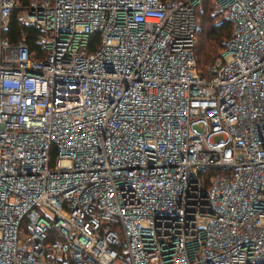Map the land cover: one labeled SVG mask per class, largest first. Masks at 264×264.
Segmentation results:
<instances>
[{
	"label": "built area",
	"instance_id": "2783aa9c",
	"mask_svg": "<svg viewBox=\"0 0 264 264\" xmlns=\"http://www.w3.org/2000/svg\"><path fill=\"white\" fill-rule=\"evenodd\" d=\"M197 1L0 0V264H264V0L203 75Z\"/></svg>",
	"mask_w": 264,
	"mask_h": 264
},
{
	"label": "trees",
	"instance_id": "16d2710c",
	"mask_svg": "<svg viewBox=\"0 0 264 264\" xmlns=\"http://www.w3.org/2000/svg\"><path fill=\"white\" fill-rule=\"evenodd\" d=\"M19 3H23L24 0H17ZM194 14L199 20V36L195 44H193V57L196 67L201 75L204 74L203 65L207 64L212 57V53L218 52L223 47V41L228 36L230 30V24L223 17H220L218 21H214L215 12H210L212 9V0H198L194 4ZM198 28V24H197ZM33 27L24 24H19L16 19L14 11L11 12L5 28L1 31V35L8 41H15L20 37H23L24 42L30 49L38 50V46L33 41ZM96 33L90 35L93 39ZM197 35V29L195 32V38ZM214 57V56H213ZM214 57V58H215ZM213 58V59H214ZM212 61V60H211ZM203 68V69H201ZM216 168H203L198 169L197 173L202 175L203 186L208 184V176L214 172Z\"/></svg>",
	"mask_w": 264,
	"mask_h": 264
},
{
	"label": "rangeland",
	"instance_id": "374dc122",
	"mask_svg": "<svg viewBox=\"0 0 264 264\" xmlns=\"http://www.w3.org/2000/svg\"><path fill=\"white\" fill-rule=\"evenodd\" d=\"M14 12H15V14H16V16H17V11L16 10H13ZM217 11V10H216ZM211 13L212 12H215V9H214V7H212V9H211V11H210ZM216 13V15L213 17L214 18V21H218L219 19H220V17H222V12H220V11H217V12H215ZM199 18H198V28H197V35H196V38H195V44H196V42H197V40H198V36H199ZM216 52H214V53H212L213 55H212V57L208 60L209 62L211 61V60H213V58L215 57V54ZM214 56V57H213ZM205 65L206 64H204L203 65V68L205 67ZM203 68H201V69H203Z\"/></svg>",
	"mask_w": 264,
	"mask_h": 264
},
{
	"label": "bare ground",
	"instance_id": "6f19581e",
	"mask_svg": "<svg viewBox=\"0 0 264 264\" xmlns=\"http://www.w3.org/2000/svg\"><path fill=\"white\" fill-rule=\"evenodd\" d=\"M27 26H31V25H27Z\"/></svg>",
	"mask_w": 264,
	"mask_h": 264
}]
</instances>
